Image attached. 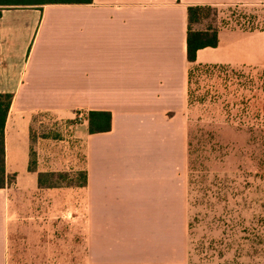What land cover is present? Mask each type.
Here are the masks:
<instances>
[{
	"label": "crops",
	"instance_id": "0c3cea01",
	"mask_svg": "<svg viewBox=\"0 0 264 264\" xmlns=\"http://www.w3.org/2000/svg\"><path fill=\"white\" fill-rule=\"evenodd\" d=\"M194 6L264 0L0 2V95L12 96L5 171L14 177L0 188V264L42 255L63 264H193L186 39ZM217 38L197 51L196 65L264 69V28H223ZM89 112L110 113V131L90 134ZM37 115L77 118L71 138L83 147L85 186L39 185L49 173L38 161L29 169L31 149L39 159ZM217 171L236 189L220 203V217L235 227L233 245L242 247L246 222L257 225L264 248V166Z\"/></svg>",
	"mask_w": 264,
	"mask_h": 264
},
{
	"label": "rangeland",
	"instance_id": "374dc122",
	"mask_svg": "<svg viewBox=\"0 0 264 264\" xmlns=\"http://www.w3.org/2000/svg\"><path fill=\"white\" fill-rule=\"evenodd\" d=\"M216 17L204 16L195 30L213 28H264V7H219ZM188 119L189 245L193 264H264L257 225L244 222L243 237L235 247V227L220 217L221 201L236 189L222 182L217 169L264 166V69L212 67L191 77ZM77 118L62 122L47 115L33 119V148L38 137L39 167L49 183L75 185L85 168V154L72 131ZM73 124V125H72ZM72 125L71 128H69ZM36 152V153H37ZM247 188L239 189L240 192ZM234 198V197H233ZM248 198V197H247ZM244 199V198H243ZM246 216L244 220H249ZM31 264H63L60 257L36 256ZM22 262V261H21ZM24 264H28L22 262Z\"/></svg>",
	"mask_w": 264,
	"mask_h": 264
},
{
	"label": "trees",
	"instance_id": "16d2710c",
	"mask_svg": "<svg viewBox=\"0 0 264 264\" xmlns=\"http://www.w3.org/2000/svg\"><path fill=\"white\" fill-rule=\"evenodd\" d=\"M91 0H18V1H0L4 3H16L21 6H41L47 4H75V3H89ZM232 8V7H230ZM218 10L211 6H194L187 8V62L190 65L188 71V97L189 104L191 102V77L193 72L199 71L201 69H208L201 65L195 64V57L198 50L207 47H216L218 44L217 33L219 28H213L209 26L205 30H195L193 29V24L197 23L204 16H214L216 17ZM12 96L11 95H0V188H4L8 184H12L14 181L13 176L6 175L5 171V151H4V126L7 118V114L11 105ZM88 131L90 134L109 132L111 129V115L106 112H89L88 117ZM33 142V136H32ZM189 146V144H188ZM29 169L34 171L36 169V155L31 149L30 153V164ZM58 176L60 179L68 178L66 173H61L59 175L54 174H39V185L46 188H56L60 187L62 184L49 183L44 180L46 178H54ZM87 183L86 173L81 174V180L77 186H85Z\"/></svg>",
	"mask_w": 264,
	"mask_h": 264
}]
</instances>
